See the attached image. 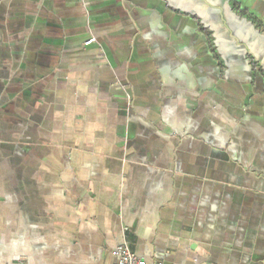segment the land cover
Instances as JSON below:
<instances>
[{"label": "crops", "instance_id": "0c3cea01", "mask_svg": "<svg viewBox=\"0 0 264 264\" xmlns=\"http://www.w3.org/2000/svg\"><path fill=\"white\" fill-rule=\"evenodd\" d=\"M123 240L264 264V0H0V264Z\"/></svg>", "mask_w": 264, "mask_h": 264}, {"label": "built area", "instance_id": "2783aa9c", "mask_svg": "<svg viewBox=\"0 0 264 264\" xmlns=\"http://www.w3.org/2000/svg\"><path fill=\"white\" fill-rule=\"evenodd\" d=\"M92 39L88 40L85 44H88ZM114 255L116 256L117 264H148L144 259L139 258L130 249L126 240H123L115 248Z\"/></svg>", "mask_w": 264, "mask_h": 264}]
</instances>
